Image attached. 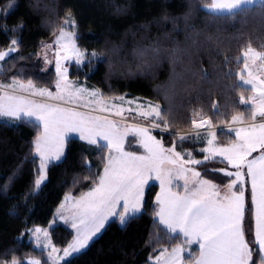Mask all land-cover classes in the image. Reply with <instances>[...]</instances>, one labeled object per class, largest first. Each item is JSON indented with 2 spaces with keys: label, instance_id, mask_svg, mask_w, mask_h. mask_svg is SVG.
Masks as SVG:
<instances>
[{
  "label": "trees",
  "instance_id": "trees-1",
  "mask_svg": "<svg viewBox=\"0 0 264 264\" xmlns=\"http://www.w3.org/2000/svg\"><path fill=\"white\" fill-rule=\"evenodd\" d=\"M9 2L0 0V9H6ZM210 2L16 0L13 8L0 12V29H4L0 30V51L13 39L19 41L18 51L0 64V82L31 80L37 86L52 87L56 73L40 67L37 52L43 43L54 39L70 12L76 21L77 46L86 52L83 63L70 65V77L97 88L103 97L127 94L159 104L171 131L188 130L194 109H202L204 118L211 119L213 125H225L234 114H250L249 108L239 102L240 95L246 97L250 91L236 75L243 67V59L237 57L249 44L257 51L264 50V0L231 14H209L205 6ZM154 48L159 49L158 55ZM143 49L148 51L141 57L138 50ZM93 51L99 54L97 58L91 56ZM214 103L219 106L215 114ZM39 132L40 128L30 122L0 121V264L13 258L22 261L29 255L47 264L45 252L28 239V230L47 225L63 196L78 195L92 187L104 167L106 148L97 149L69 137L62 159L49 164L46 181L33 191L38 167L33 141ZM155 135L167 145L176 142L177 150L187 148L201 157L196 142L181 145L174 132L155 131ZM232 137L226 130L217 131L220 145ZM133 139L129 136L125 147L140 152ZM225 167L226 161L216 159L200 164V173L222 187L231 178L216 170ZM157 190L156 183L145 189L142 213L136 219L125 226L117 217L110 219L86 250L61 264H152L150 257L180 243L174 238L176 234L168 233L154 218ZM244 191L245 239L253 249L254 264H261L255 252L258 246L247 180ZM50 236L55 246L64 247L73 230L56 223ZM190 252L198 254L196 244L190 246Z\"/></svg>",
  "mask_w": 264,
  "mask_h": 264
},
{
  "label": "snow or ice",
  "instance_id": "snow-or-ice-1",
  "mask_svg": "<svg viewBox=\"0 0 264 264\" xmlns=\"http://www.w3.org/2000/svg\"><path fill=\"white\" fill-rule=\"evenodd\" d=\"M16 0H10L4 12L15 6ZM252 0H212L206 7L209 14L233 13L244 4H251ZM264 10V4H261ZM244 11H247L246 9ZM65 26L73 30L66 31ZM22 29L23 25H19ZM76 21L71 13L64 19L55 36L53 44L45 49L55 48L56 65V92L47 88L37 89L31 80L27 83L13 79L9 84H0V117H7L11 121H26L40 127L42 131L33 141L34 156L39 157L38 175L34 179L33 191L38 190L47 179V168L52 161H59L64 155L65 141L71 133H78L81 141L95 145L97 149L107 148L106 156H102L103 172L93 180L92 188L76 198L73 204L72 227L76 230L73 241L63 248V255L54 256L60 249L51 245L47 230L35 228L32 235L35 238V247L47 250V258L52 264H61L74 255L86 250L94 238L105 227V223L112 217L119 218L120 224L125 226L129 220L136 219L142 213L144 192L152 180H159L161 191L156 195L157 209L154 218L159 225L170 234H176L179 239L175 247L169 250L164 248L155 256V264H254L253 249L245 239V175L251 182V202L255 210L256 231L255 240L258 245L255 252L264 264V121L256 123L257 117L264 118V79L253 76L251 71L245 78L243 73H237L244 85H251L253 95L239 97L241 105H251L250 114L239 112L231 116L226 132L235 133V138L227 144L215 143L217 131L222 130L212 124V120L204 118L203 110H193L194 118L191 121L193 132L197 139L201 137V130L207 128V145L201 149L203 160L192 158L191 152L176 151V142L166 148L160 140L150 134L147 127L125 124L121 125L108 116L94 115V112L109 113L126 119L125 112H135L136 116L152 121V128H159L164 123L167 131L169 121L165 119V110L159 104L151 102L138 104L136 109H124L115 104H109L98 90L89 91L84 87H75L68 80V68L64 62L75 58L76 64H81L86 58L76 44ZM4 30V29H0ZM18 40L13 39L7 51H0V62L5 61L12 53H16ZM148 49L138 50L142 57ZM159 54V49H152ZM93 51L91 56L98 57ZM244 60V69L248 70L249 60L255 63L264 61V52L257 51L250 44L243 50L237 60ZM227 62V57L225 58ZM46 63H51L47 60ZM206 78V73L204 74ZM258 81V83H257ZM22 93H29L28 96ZM45 97L48 101L62 103L38 102L30 97ZM114 99L128 104L134 101H125L123 96ZM76 105L65 107L62 105ZM96 105V107H92ZM218 105H212L215 114ZM79 108L90 109L80 111ZM113 109H116L113 111ZM171 108L169 109V113ZM247 116L248 123H245ZM241 127H233L235 124ZM129 133L139 137V145L144 149L143 155L124 150L125 137ZM188 135H179V141H186ZM259 155L253 156V153ZM188 159L185 160L184 157ZM222 158L228 167L216 171L224 173L230 182L222 191L211 180L201 178V173L193 165H200L208 161ZM245 169H247L245 173ZM184 181L183 192L172 191L171 185L177 180ZM239 190H236V189ZM71 195L65 201H72ZM65 205H61L64 209ZM120 208L123 211H120ZM60 211V210H58ZM67 221L68 217L61 214ZM79 221L77 223L76 221ZM42 233V237H41ZM199 245L198 255H192L190 246ZM185 253H188L187 261ZM152 259V257H150ZM6 264H24L17 258L7 261ZM27 264H42L41 259L29 258Z\"/></svg>",
  "mask_w": 264,
  "mask_h": 264
},
{
  "label": "rangeland",
  "instance_id": "rangeland-1",
  "mask_svg": "<svg viewBox=\"0 0 264 264\" xmlns=\"http://www.w3.org/2000/svg\"><path fill=\"white\" fill-rule=\"evenodd\" d=\"M261 1H263V0H252V3H251V4H244V5H242V6L253 5V4L258 3V2H261ZM211 2H212V0H211ZM211 2H210V3H211ZM242 6H241V7H242ZM205 9L208 10V8H207L206 6H205ZM67 16H68V14L66 15V17H67ZM71 18H72V17H71ZM72 19H74V18H72ZM74 20H75V19H74ZM65 30H66V31H72L73 29H72L70 26H65ZM75 31H76V28H75ZM58 33H59V32H58ZM57 35H58V34H57ZM54 40H55V37H54V39L51 40L50 42H45V43H43V44L41 45L40 49H39L38 52H37V57H38V60H39V63H40V67H41L43 70H47L48 68H52V69L55 71V73H56L55 54H54V53H55V48L45 49V46H46V45H49V44H53ZM76 44H77V42H76ZM7 49H8V47L5 48V49H3V50H1V51H7ZM80 50H81V49H80ZM81 51H83V50H81ZM262 52H264V50H263ZM85 54H86V52H85ZM45 55L47 56V60L51 61V63H46V61H45ZM72 63H75V58H74V57H73L72 60H69V61L64 62V67L68 68V80L71 81V82H73L74 85H75V87H84V88L88 89L89 91H92V90L97 89V88H95V87H89V86H87V85L84 83V81H81V80H79V79H77V78H72V77H70V75H69V70H70V65H71ZM248 63H249V68H248V70H245V69H244V60H243V67H242V69H241V72L243 73V75L245 76V78H246V79L249 78V77H248V72L251 71V73H252L253 76L257 77L258 79H264V61L257 60L255 63H253L251 60H249ZM0 64H1V62H0ZM75 64H76V63H75ZM56 80H57V75H56L55 81H54V83H53V86H52L51 88L42 87V86H37V85H35V84H34V86H35L37 89H39V88H47V89H49L50 91H52V92L55 93V92H56V86H55V85H56ZM11 82H12V81H11ZM11 82H8V83H6V82H0V84H5V85H6V84H9V83H11ZM21 82L27 83V81H21ZM239 82H240V84H241L242 86L247 87V88L249 89V91H250L246 97H248V96H250V95H253V92L251 91V85H244L243 82L240 81V80H239ZM257 83H258V81H257ZM22 94H23V95H26V96L29 95V93H22ZM120 96H123V97L125 98V101H134L135 103L128 104V103L121 102V101H119V100L114 99L115 97H120ZM115 97H102V98H103L105 101L109 102L110 105H111V104H115V105H117L118 107H122V108H124V109H129V108H131V109H136L137 103H138V104H144L145 106H147V103H148V102H151L153 105L157 104V103H155V102H153V101H150V100H148V99H145V98H142V97H139V96H131V95L123 94V95H117V96H115ZM30 98L35 99V100H37L38 102L62 103V102H60V101H48L47 98H45V97H39V96L30 97ZM62 106H65V107H72L71 105H62ZM74 106L76 107V105L73 104V107H74ZM245 106H246L247 108H249V110L251 111V105H250V104H247V105H245ZM92 107H96V105H92ZM79 110H80V111H88V110H90V109L79 108ZM115 110H116V109H113V111H115ZM93 114H94V115L108 116L109 119H114V120H116V121L121 125V130H122V131H123V126H124L125 124L136 125V126H139V127H147V128L150 129V134H151L152 136H154L157 140H160L166 148L172 147L173 144H170V145L165 144L160 138H158V137L155 135V131H161V132H174V133L177 135V138L179 137V135H188V136H189V139L186 140L187 142H189V141H190L191 143L196 142V143H198V144L200 145L199 147H197L196 150H197V152H201V157H200V158H197V157H195V156L192 154V158H193V159H196V160H203V159H204V156L206 155L205 153H203V152L201 151V149H203V148H205V147H208V145H207V139H208L209 137L207 136V131H208L207 128L201 130V137H200V139H197L196 136H195V133L193 132L192 125H191V127H190L188 130H186V131H177V130H176V131H171V130H169V128H168L167 131H165V130H164V125H163L161 122H160V127H159V128H152V127H151V125H152V121H151V120H145V119H143V118H140V117L136 116V113H135L134 111H133V112H127V111H126V112H125V117H126V119H122L121 117H116V116L111 115V114H109V113H101V112H99V111L94 112ZM0 121L13 122V121H11L9 118H7V117H0ZM262 121H264V118L257 117L256 123H260V122H262ZM248 122H249V121L247 120V116H246L245 123H248ZM229 123H231V119H230L225 125H213V126H214V128H215V127H219V128H221V129H223V130H226V129H227V126H228ZM241 126H243V125H241V124H239V123L233 125V127H236V128L241 127ZM39 128H40V127H39ZM41 131H42V129L40 128V132H41ZM40 132H39V133H40ZM129 136H131V137L134 138V139H133V140H134V144H135V145H138V147L141 149L140 152L131 151V150H129V149H127V148L125 147V145H126V141H127V139H128ZM232 136H233L232 139H234V138H235V133H234V132L232 133ZM69 137H76V138L79 139V134H78V133H71V134H69ZM69 137H68V138H69ZM68 138H67V139H68ZM67 139H66V140H67ZM186 141H182V142L180 141L181 145H182L183 142H186ZM65 142H66V141H65ZM85 142H86V141H85ZM215 143H216L217 145H220V144L218 143L217 136H216V141H215ZM183 146H184V145H183ZM124 150L127 151V152H133V153H135V154H137V155H143V154H145V153H144V149H143L142 147H140V145H139V137L135 136V135L132 134V133H129V135H127V136L125 137V141H124ZM176 151L181 152V153H185V152H191V153H192V151L187 150V148H184V149H182V150H177V149H176ZM33 152H34V149H33ZM64 152H65V149H64ZM107 152H108V149L106 148V155H107ZM256 155H259V152L253 153V156H256ZM36 157H37V159H38V167H39V163H40V161H39V157H38V156H36ZM62 157H63V156H62ZM61 159H62V158H61ZM61 159H60V160H61ZM184 159L187 160L188 157L185 156ZM60 160H59V161H60ZM217 160H222V158H217ZM52 162H57V161H52ZM209 162H210V161H209ZM38 167H37V168H38ZM191 167H193L196 171L200 172V165H193V166H191ZM227 167H228V166H227ZM228 170H229V171H235V169H232V168H230V167H228ZM244 171H245V173H246L247 169H245ZM102 172H103V168H102L100 174H101ZM37 175H38V173H37ZM37 175H36V176H37ZM201 178H202V179H205V178L202 177V176H201ZM233 178H234V177H233ZM233 178H231V179H233ZM206 180H208V179H206ZM246 180H247L248 183H249L250 194H251V182H250V180L248 179V177L245 175V183H244V187H245V185H246ZM229 182H230V180H229L225 185H223L222 187H219V188L223 191L224 188H225V186H226ZM150 183H156L158 186H160V182H159V180H152ZM183 183H184V181H183L182 179L177 180L173 185L170 186V187H171V190H173L174 192H175V191L183 192V187H182ZM214 184H215V183H214ZM91 188H92V187H90V188L84 190L83 192H81V193L78 194V195H72V194H70V193H66V194L63 196L62 200L59 202V204L56 206V208H55V210H54V213H53V216H52L51 220L49 221V223H48L47 225H45V226L35 225V226H33L32 228H30V230H28V239H29L30 241H32L34 247H35V243H36V241H35V238H34L33 235H32V230H34L35 228H40V229H43V230H47L48 235H49V238H50V240H51L50 229H51V227H53L56 223H62V224H64V225H66V226H69V227L73 230V236H72L71 240L69 241V243L73 241L74 237L76 236V230L72 227L73 220L71 219L72 214H73V211H74V208H73L74 201H75L76 198H79L80 195H81L82 193L89 191ZM67 195H71L74 199H73L72 201H68V202H66V201H65V197H66ZM62 204L65 205L64 209H61V205H62ZM252 206H253V205H252ZM253 208H254V207H253ZM58 210H60V211H58ZM120 211H123V209L120 208ZM61 214H62L63 216H65V217H68L67 221H65V219H62V218H61ZM112 218H114V217H112ZM112 218H110V219H112ZM110 219H109V220H110ZM117 219H118V222H119V224H120V221H119L118 216H117ZM109 220H108V221H109ZM253 221H254L255 231H256L255 210H254V220H253ZM76 222L79 223L78 220H77ZM105 224H106V223H105ZM120 225H121V224H120ZM98 235H99V234H98ZM98 235H97V236H98ZM41 237H42V233H41ZM69 243H68V244H69ZM68 244H67V245H68ZM256 244H257V243H256ZM51 245H52V246H55V245L53 244L52 241H51ZM67 245H66V246H67ZM66 246H64V247H66ZM55 247H56L57 249H60V252H59V253H54L53 255H54V256H61V255H63V251H62V250H63L64 247H57V246H55ZM35 248H36V249H41V250H43V251L45 252V256H46V258H47V254H48V252L51 251V247H49L47 250H44L42 247H41V248H37V247H35ZM186 254H188V253H186ZM29 258H38V257H36V256H32V255H29V256H26V257L22 260V262L27 263V261H28ZM154 258H155V257H153L152 259H150V261H151L152 264H155V260H154ZM38 259H39V258H38ZM11 260H12V259H11ZM11 260H8V261H11ZM6 262H7V261L2 262L1 264H6ZM47 262H48L47 264H52V262H51L50 260H48V258H47Z\"/></svg>",
  "mask_w": 264,
  "mask_h": 264
},
{
  "label": "crops",
  "instance_id": "crops-1",
  "mask_svg": "<svg viewBox=\"0 0 264 264\" xmlns=\"http://www.w3.org/2000/svg\"><path fill=\"white\" fill-rule=\"evenodd\" d=\"M79 110V109H78ZM161 191V189H160V186H158V190H157V192H156V195H157V193H159ZM173 191V190H172ZM156 195H155V204H156ZM156 209H157V204H156ZM253 220H254V208H253ZM243 227H244V223H243ZM253 235H254V239H255V225H254V221H253ZM255 242H256V240H255ZM195 244V243H194ZM193 245V244H192ZM197 245V247H198V252H199V245L198 244H196ZM258 246V245H257ZM175 247V246H174ZM171 248H173V247H171ZM171 248L169 249V250H171ZM160 254V251H159V253L157 254V255H159ZM186 254V253H185ZM156 255V256H157ZM198 255V254H197Z\"/></svg>",
  "mask_w": 264,
  "mask_h": 264
}]
</instances>
